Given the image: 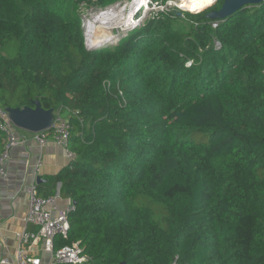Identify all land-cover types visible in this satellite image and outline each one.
Masks as SVG:
<instances>
[{"label":"trees","instance_id":"obj_1","mask_svg":"<svg viewBox=\"0 0 264 264\" xmlns=\"http://www.w3.org/2000/svg\"><path fill=\"white\" fill-rule=\"evenodd\" d=\"M225 1L88 49L79 1L0 0V108L68 114L75 158L37 191L94 264H264V3L208 19Z\"/></svg>","mask_w":264,"mask_h":264},{"label":"built area","instance_id":"obj_2","mask_svg":"<svg viewBox=\"0 0 264 264\" xmlns=\"http://www.w3.org/2000/svg\"><path fill=\"white\" fill-rule=\"evenodd\" d=\"M160 4V3H157ZM217 24L214 25L216 27ZM217 49L221 46L216 42ZM50 136L45 132L38 134L40 147H45L49 140L67 152L71 161L75 156L69 151L72 126L66 114L59 110L54 113V121L50 130ZM0 132L4 137L3 149L0 153V179L8 180L6 163L12 157V150L21 145L19 129L9 118L7 110L0 108ZM47 132V131H46ZM42 165L40 158L39 167ZM29 210L25 217L27 226L38 227L35 232L25 229L18 235L19 246L16 261L0 250V264H44L41 257L32 254L35 247L43 244V250L50 256L48 264H94L92 258L85 253L80 243L65 245L70 239V216L76 211L75 203H69L60 208L62 201L60 190L50 197L39 196L37 185L29 189Z\"/></svg>","mask_w":264,"mask_h":264},{"label":"crops","instance_id":"obj_3","mask_svg":"<svg viewBox=\"0 0 264 264\" xmlns=\"http://www.w3.org/2000/svg\"><path fill=\"white\" fill-rule=\"evenodd\" d=\"M19 138L21 145L12 150V157L5 165L8 180L0 179V250L6 252L13 261L17 258L18 235L26 228L32 232L38 230L33 225L27 226L24 221L29 210V189L35 185L48 184V181L38 184L37 180L39 177L46 180V177L58 174L71 162L66 150L58 147L52 139L41 148L38 134L19 130ZM3 145L4 139L0 152ZM40 158L42 165L39 167ZM68 203L62 200L59 206L63 208ZM32 254L41 257L44 264L49 263L50 256L44 252L42 243L32 250Z\"/></svg>","mask_w":264,"mask_h":264},{"label":"water","instance_id":"obj_4","mask_svg":"<svg viewBox=\"0 0 264 264\" xmlns=\"http://www.w3.org/2000/svg\"><path fill=\"white\" fill-rule=\"evenodd\" d=\"M217 2L218 0L216 1V3ZM263 3L264 0H226L223 7L219 11L209 13L207 17L212 21L221 22L225 21L227 18L233 16L245 7L259 6ZM178 15L181 16L182 14L178 13ZM146 17V8L140 7L135 12L131 29H135L141 26L143 21L146 20ZM34 105L35 108L27 107L24 109H8L7 111L9 113L10 120L19 130L35 134L50 130L54 121L55 109L45 110L42 107L40 101H36ZM44 181L45 180L41 179L40 177L37 180L38 184Z\"/></svg>","mask_w":264,"mask_h":264},{"label":"rangeland","instance_id":"obj_5","mask_svg":"<svg viewBox=\"0 0 264 264\" xmlns=\"http://www.w3.org/2000/svg\"><path fill=\"white\" fill-rule=\"evenodd\" d=\"M76 1L77 2L79 1V11L83 15V19H84L83 20L84 40H85L86 47L88 49L90 48V45L92 46V44L95 41V34H94L95 29L92 28V26H91L93 17H95V15L97 16L103 12H108L109 10H113L114 12H116V16L120 15V16H124L123 18H125L126 14L129 13V11L131 10L132 4L134 2V0H118V2L116 4H114L110 7H107L105 9H102L97 4L98 0H76ZM168 1H169L168 4L166 6H163L162 4L154 3L153 0H151L150 10L148 11V13H146L147 14L146 20H148L151 17H154L158 13H181L182 17H184V14H193V15L201 14V13L210 11L211 8L214 6V5H212L211 7L207 6L204 8V9L207 8L205 11H203L204 9H201L200 11H198V13H192L194 11L188 12L189 10H185L184 7H183V9L180 7L181 0H168ZM201 11H203V12H201ZM144 22L145 21H143V23ZM119 28L120 29H118V30L116 29L114 31L115 37L113 38V41L105 42L103 44H100L99 46H101V47L115 46L122 39L127 37V35L131 31L134 30V29H131V26H129V28H124L122 26H119ZM101 47H98V48H101Z\"/></svg>","mask_w":264,"mask_h":264},{"label":"bare ground","instance_id":"obj_6","mask_svg":"<svg viewBox=\"0 0 264 264\" xmlns=\"http://www.w3.org/2000/svg\"><path fill=\"white\" fill-rule=\"evenodd\" d=\"M215 1V2H214ZM217 0H181L180 7L185 10L198 12L207 6L214 5ZM151 0H134L131 10L124 16L117 15L113 10L95 15L92 19V28L95 29V41L90 48L101 47L100 44L113 41L114 31L120 29L119 26L129 28L133 24L135 12L140 8H146V13L150 10ZM209 8V7H208ZM207 9V8H206ZM205 10V9H204ZM193 13V12H192ZM90 26V27H91ZM92 31V30H91ZM90 32V31H89ZM96 46H95V45Z\"/></svg>","mask_w":264,"mask_h":264},{"label":"clouds","instance_id":"obj_7","mask_svg":"<svg viewBox=\"0 0 264 264\" xmlns=\"http://www.w3.org/2000/svg\"><path fill=\"white\" fill-rule=\"evenodd\" d=\"M89 49H93V48H89Z\"/></svg>","mask_w":264,"mask_h":264}]
</instances>
